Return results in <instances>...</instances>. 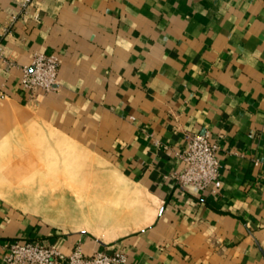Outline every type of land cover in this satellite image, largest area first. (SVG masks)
Returning <instances> with one entry per match:
<instances>
[{"label":"crops","instance_id":"crops-1","mask_svg":"<svg viewBox=\"0 0 264 264\" xmlns=\"http://www.w3.org/2000/svg\"><path fill=\"white\" fill-rule=\"evenodd\" d=\"M22 1L0 0V100L66 125L153 204L99 236L0 198V264L16 240L124 251L122 264H264V0ZM37 52L60 56L49 91L21 85ZM188 132L219 145L204 189L173 178Z\"/></svg>","mask_w":264,"mask_h":264},{"label":"rangeland","instance_id":"rangeland-1","mask_svg":"<svg viewBox=\"0 0 264 264\" xmlns=\"http://www.w3.org/2000/svg\"><path fill=\"white\" fill-rule=\"evenodd\" d=\"M0 108V155L20 149L31 159L23 176L0 161L1 199L48 224L92 229L99 236L104 229L113 234L133 230L146 219L133 216L149 210V196L66 125L42 118L33 104L0 100ZM39 174L32 183L26 179ZM68 197L75 202L56 208L58 199L61 204Z\"/></svg>","mask_w":264,"mask_h":264},{"label":"built area","instance_id":"built-area-1","mask_svg":"<svg viewBox=\"0 0 264 264\" xmlns=\"http://www.w3.org/2000/svg\"><path fill=\"white\" fill-rule=\"evenodd\" d=\"M32 1H22L26 13ZM34 16L38 19L40 17L37 12ZM0 59L6 62L1 41ZM60 62L58 54L37 52L31 64L22 68L21 85L32 92L39 88L47 91L55 88ZM218 148L219 145L211 140L208 132H188L185 146L178 152L183 168L175 172L173 178L181 186L204 189L213 184L221 174ZM4 257L7 264H122L128 259L124 251L113 254L101 250L87 253L79 242L70 252H65L56 244L26 240L10 242Z\"/></svg>","mask_w":264,"mask_h":264},{"label":"bare ground","instance_id":"bare-ground-1","mask_svg":"<svg viewBox=\"0 0 264 264\" xmlns=\"http://www.w3.org/2000/svg\"><path fill=\"white\" fill-rule=\"evenodd\" d=\"M0 109L3 110L4 108H0ZM29 158L30 157L28 155V151H22L20 149H15L14 151L10 150L9 154H5V152H4V154L0 155V161L3 163L2 166L8 168L9 170L12 169L14 171H17V173H19L22 176L26 172L25 168L26 169L28 168L27 167L29 165L28 163L31 161V159H29ZM40 177H41V175L39 174V175H32L30 177H27L26 179H27L28 182L32 183V181L40 179ZM56 181H58V179L54 180L55 183H56ZM66 200H67V202L60 204V200L58 199V201H56V203H57V207L56 208H58L61 205H67V203L69 204V203L75 202L73 197H71V198L68 197ZM70 208H72V207H70ZM62 211H64V210H62Z\"/></svg>","mask_w":264,"mask_h":264}]
</instances>
